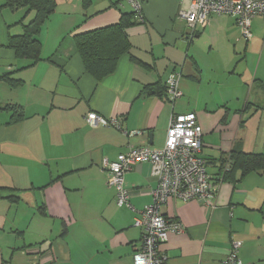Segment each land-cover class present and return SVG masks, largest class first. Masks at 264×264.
Listing matches in <instances>:
<instances>
[{
    "label": "crops",
    "instance_id": "crops-1",
    "mask_svg": "<svg viewBox=\"0 0 264 264\" xmlns=\"http://www.w3.org/2000/svg\"><path fill=\"white\" fill-rule=\"evenodd\" d=\"M140 1L128 50L96 82L74 37L133 14L126 0H56L34 65L8 46L34 12L0 0V264H132L143 235L134 221L157 181L136 164L124 175L130 206L118 207L103 163L130 147L161 150L170 117L188 113L217 192L210 204L162 205L183 227L160 246L166 263L221 264L239 241L244 264H264V172L229 167L233 152L264 154V16L251 20L249 40L225 15L191 35L178 14L192 0ZM173 73L182 93L174 103L163 93ZM90 113L119 119L120 129L88 125Z\"/></svg>",
    "mask_w": 264,
    "mask_h": 264
},
{
    "label": "built area",
    "instance_id": "built-area-1",
    "mask_svg": "<svg viewBox=\"0 0 264 264\" xmlns=\"http://www.w3.org/2000/svg\"><path fill=\"white\" fill-rule=\"evenodd\" d=\"M126 1L142 20L141 1ZM212 15L232 17L242 38L249 40L251 20L264 16V0H192L187 9L179 12L178 18L191 30L192 35L197 27H205ZM179 79L180 74L173 73L165 82V96L172 103L182 96ZM86 122L92 127L100 125L120 129L119 119H107L95 113L88 114ZM201 136L202 130L194 113L173 114L161 150L130 147L114 161H104L107 185L115 190V203L118 207L130 206L132 191L125 187L124 175L136 164H149L151 176L157 181L156 188L151 191L152 203L145 206L140 217L134 221L135 227L143 229V235L132 254V264H167L160 246L167 241L169 234H180L183 231L178 221L162 216L160 209L167 201L198 200L204 204L213 201L217 186L210 180L205 161L200 157ZM241 246L242 242L232 241L221 264H244L238 255Z\"/></svg>",
    "mask_w": 264,
    "mask_h": 264
},
{
    "label": "trees",
    "instance_id": "trees-1",
    "mask_svg": "<svg viewBox=\"0 0 264 264\" xmlns=\"http://www.w3.org/2000/svg\"><path fill=\"white\" fill-rule=\"evenodd\" d=\"M56 5V0H3V7L11 10L26 8L28 12H34V18L23 27L22 34L9 38L8 46L17 58H27L32 61V65L39 61L41 47L36 37L43 23L54 13ZM134 16L135 13L123 14L115 25L74 37L84 71L96 82L112 74L119 58L128 50L129 42L125 30L135 25ZM149 93L152 94V91ZM163 93L165 94V87ZM229 167L230 171L240 170L242 175L264 172V154L233 152ZM226 175L227 173L224 174Z\"/></svg>",
    "mask_w": 264,
    "mask_h": 264
}]
</instances>
